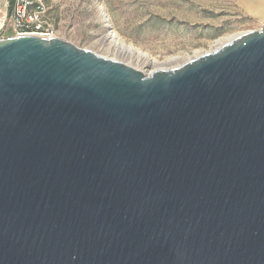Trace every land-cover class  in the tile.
Here are the masks:
<instances>
[{
  "label": "water",
  "instance_id": "water-1",
  "mask_svg": "<svg viewBox=\"0 0 264 264\" xmlns=\"http://www.w3.org/2000/svg\"><path fill=\"white\" fill-rule=\"evenodd\" d=\"M0 264H264V22L150 74L1 37Z\"/></svg>",
  "mask_w": 264,
  "mask_h": 264
},
{
  "label": "rangeland",
  "instance_id": "rangeland-1",
  "mask_svg": "<svg viewBox=\"0 0 264 264\" xmlns=\"http://www.w3.org/2000/svg\"><path fill=\"white\" fill-rule=\"evenodd\" d=\"M44 1L56 36L144 73L167 58L165 68L179 65L264 22V0ZM118 43L150 55L156 64L121 52Z\"/></svg>",
  "mask_w": 264,
  "mask_h": 264
},
{
  "label": "built area",
  "instance_id": "built-area-1",
  "mask_svg": "<svg viewBox=\"0 0 264 264\" xmlns=\"http://www.w3.org/2000/svg\"><path fill=\"white\" fill-rule=\"evenodd\" d=\"M4 7L9 13L11 35L56 36V29L44 0H4ZM6 27L2 20L0 31Z\"/></svg>",
  "mask_w": 264,
  "mask_h": 264
},
{
  "label": "bare ground",
  "instance_id": "bare-ground-1",
  "mask_svg": "<svg viewBox=\"0 0 264 264\" xmlns=\"http://www.w3.org/2000/svg\"><path fill=\"white\" fill-rule=\"evenodd\" d=\"M236 35L234 36H230V37H227L225 38L224 40L222 41H218L214 47L211 49V50H214L216 48H218L219 46H221L222 44L230 41L233 37H235ZM119 44V43H118ZM120 45V44H119ZM118 48L120 49L121 52L123 53H126V54H130V55H133L135 56L136 58L138 59H141L142 62L146 63V64H156V60L151 57L150 55L144 53V52H141L139 51L138 49L136 48H127L125 46H118ZM210 50V51H211ZM169 60H171V58H167L166 60L164 59V62L167 63ZM165 63H160V64H156L151 70L147 71L145 74H150L152 73L154 70L156 69H159V68H165L164 65Z\"/></svg>",
  "mask_w": 264,
  "mask_h": 264
},
{
  "label": "crops",
  "instance_id": "crops-1",
  "mask_svg": "<svg viewBox=\"0 0 264 264\" xmlns=\"http://www.w3.org/2000/svg\"><path fill=\"white\" fill-rule=\"evenodd\" d=\"M2 20L6 23L7 27L5 29H2V31H5V33H2L0 36H10L12 34V30L10 28V17L7 9L4 7V0H0V23Z\"/></svg>",
  "mask_w": 264,
  "mask_h": 264
}]
</instances>
